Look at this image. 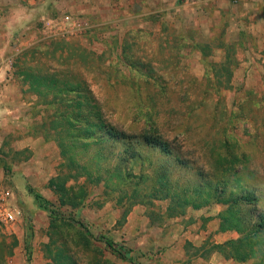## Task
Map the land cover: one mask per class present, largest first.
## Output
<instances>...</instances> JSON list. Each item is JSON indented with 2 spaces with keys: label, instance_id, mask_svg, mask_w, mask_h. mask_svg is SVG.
<instances>
[{
  "label": "rangeland",
  "instance_id": "obj_1",
  "mask_svg": "<svg viewBox=\"0 0 264 264\" xmlns=\"http://www.w3.org/2000/svg\"><path fill=\"white\" fill-rule=\"evenodd\" d=\"M6 1L0 15L14 22L9 42L0 30V62L33 35L15 66L27 58L70 84L85 82L86 98L101 107L93 124L104 118L136 136L159 132L175 153L170 159L141 146L142 158L125 162L121 146L63 142L52 124L66 103L24 86L34 109L23 107L28 119L16 133L6 126L10 136L0 141V189L13 191L23 218L11 226L0 221V241H17L4 264H132L108 239L134 264H211L215 256L214 264H244L215 250L239 238L221 231L225 206L188 207L170 217L171 202L156 190L166 176L179 193L230 168L225 179L233 183L235 170H243L264 205V0ZM66 16L75 29L48 38L43 30Z\"/></svg>",
  "mask_w": 264,
  "mask_h": 264
},
{
  "label": "trees",
  "instance_id": "obj_2",
  "mask_svg": "<svg viewBox=\"0 0 264 264\" xmlns=\"http://www.w3.org/2000/svg\"><path fill=\"white\" fill-rule=\"evenodd\" d=\"M26 55L28 54L25 53L21 58H25ZM32 65L34 64L28 62L26 58L22 65L16 66L18 69L16 72L17 78L23 82L24 86H29L31 93L39 98L47 99V97H51L54 99L61 97V102L66 103L68 111L60 112V120L52 124L53 129H60L58 136L63 142L66 140L75 141V145L78 146L82 144L91 145L92 143H97L103 147L106 145L121 146L125 155L122 156L121 154V156L125 162L126 160L142 158L138 148L141 146L158 149L170 159L173 157L175 150L170 147L171 145L166 139L158 136L159 132L156 136L146 134L136 136L109 126L104 118H101L102 124L100 127L98 123L93 124L92 115L99 112V116H102L101 107L93 97L86 98L90 95V90L85 82L70 84L67 81V76L61 74L58 70H52V68H47L43 64ZM226 72L231 73L232 70L229 68ZM77 103H79V111L75 113ZM86 104L89 109H81L82 105ZM59 109L61 110L60 107ZM97 128L100 129L101 134L94 131ZM67 146L66 143L62 145L64 156L69 151ZM96 160L98 163L101 158H96ZM185 163L184 160H181L179 165L188 168ZM118 170L120 171L121 168ZM228 170L230 168H226L222 174L215 172L214 175L208 174L207 177L205 175L199 176L200 184L189 186L190 188L182 189L179 193L176 191L177 189L180 190V186L170 184V177L166 176L160 180L161 189L156 190V194L163 195V199L171 202L167 210L170 217L181 215L180 213L185 212L188 207L200 209L211 204L225 206L226 210L220 215L222 220L221 231L223 233L236 232L239 238L230 240L223 245H216V252L223 254L226 259L238 263L246 264L256 260L257 264H264V205L260 200L256 187L243 180L245 177L243 170H235L237 179L233 183L228 177L225 179ZM37 199L42 207L49 208L47 202L39 195H37ZM106 243L119 258L134 264L128 250L118 248L110 239ZM16 245V240L11 247L0 241V264L5 263L7 254H11L12 248Z\"/></svg>",
  "mask_w": 264,
  "mask_h": 264
},
{
  "label": "crops",
  "instance_id": "obj_3",
  "mask_svg": "<svg viewBox=\"0 0 264 264\" xmlns=\"http://www.w3.org/2000/svg\"><path fill=\"white\" fill-rule=\"evenodd\" d=\"M6 0H0V5H6L4 3ZM74 2L82 1L83 0H73ZM7 2V1H6ZM87 2V1H86ZM84 7L88 8V5H84ZM24 20H22L23 22ZM57 21V20H56ZM14 20L11 18L2 19L0 15V30L4 32L5 38L8 40L12 37L11 31L8 29V24L10 25L13 23ZM54 21L51 23V26L44 29L43 32L48 35V38H52L56 35H61L56 27L54 26ZM1 34V33H0ZM24 38V37H23ZM33 35H28L24 38L20 44L18 42H15L13 45H15L17 48H13L12 55L10 56V59H12V66H9L8 60H2L0 62V141L1 139H5L10 136V131L6 129V126L8 128H11L14 133H16V129L20 128V125L24 124V120H27L28 118L26 115H24L22 112H20L23 107H28L27 110H33V100L28 101L25 98L27 97L25 94V87L23 82L17 78L16 72L17 67L15 66L16 62H14L17 58H21L28 49L31 48L32 45L35 44ZM6 40V41H7ZM8 47V46H6ZM6 51V48H3V52H1L0 58H3L4 53ZM32 112H30L29 118L31 119ZM8 139V138H7ZM2 143V142H1ZM215 256L211 260V264L216 263ZM221 264H227L226 261L220 260Z\"/></svg>",
  "mask_w": 264,
  "mask_h": 264
},
{
  "label": "built area",
  "instance_id": "obj_4",
  "mask_svg": "<svg viewBox=\"0 0 264 264\" xmlns=\"http://www.w3.org/2000/svg\"><path fill=\"white\" fill-rule=\"evenodd\" d=\"M54 26L57 31L63 35L67 36L75 29V22L70 16H66L64 20L58 22L54 21ZM9 66H12V59L8 60ZM15 198L13 191L8 189H0V221L5 226L16 225L20 223L22 218L21 209L12 203Z\"/></svg>",
  "mask_w": 264,
  "mask_h": 264
}]
</instances>
